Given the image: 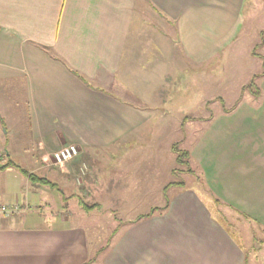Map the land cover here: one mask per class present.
<instances>
[{
  "label": "crops",
  "instance_id": "1",
  "mask_svg": "<svg viewBox=\"0 0 264 264\" xmlns=\"http://www.w3.org/2000/svg\"><path fill=\"white\" fill-rule=\"evenodd\" d=\"M246 1L0 0V88L24 92L37 143L29 173H51L43 159L70 143L86 156L111 152L144 129L153 111L127 97L141 101L144 92L153 101L146 89L168 85L165 73L177 49L189 62L205 64L238 30ZM254 77L244 86L256 89L246 98L254 108L232 112L236 121H264V95ZM257 123H242L231 143L216 145L213 192L201 182L203 196L199 188L196 193L183 187L161 211L128 220L127 230L116 232L97 255L82 223L92 211L46 221L37 200L46 186L17 169L0 171L10 191L0 194V207H20L0 218V264H264V245L255 252L253 239L246 249L240 231L216 209L224 204L264 233V122ZM7 133L0 128V155L7 152L1 144ZM59 176L77 187L71 175ZM91 182L85 185H97Z\"/></svg>",
  "mask_w": 264,
  "mask_h": 264
},
{
  "label": "rangeland",
  "instance_id": "2",
  "mask_svg": "<svg viewBox=\"0 0 264 264\" xmlns=\"http://www.w3.org/2000/svg\"><path fill=\"white\" fill-rule=\"evenodd\" d=\"M263 48L264 0H247L238 30L230 35L216 55L207 57L205 64H193L180 49L174 51L169 70L165 73L169 76L168 85L146 89V96L153 97V101H146L144 92L141 101L127 97L138 106L153 111L155 117L144 129L121 140L119 148L111 152L98 150L86 156L85 149L74 143L80 154L65 164V169H62L65 165L56 166L53 163V153L45 156L43 162L51 168V173L37 171L34 175L54 181L51 182L53 186L45 185L42 201L37 198L39 205L42 204L39 210L46 221L52 215L68 216L76 211L80 214L92 211L89 220L82 223L88 228L91 253L97 255V251L110 244L116 232L120 234L127 230L128 220L153 209L161 211L162 206L169 204L171 196L183 187L196 193L195 189L199 188L203 196L201 182L213 192L215 181L211 177V168L213 163L214 170L218 156L216 145L223 147L231 143L232 134H236L234 130L242 123L257 127V122H264L236 121L230 115L232 112L248 111V107L254 108L252 103L247 104L246 98L256 89L251 88L250 91L244 86L253 81L255 73L254 84L261 87V95H264L261 86L264 80ZM157 74L160 80L161 73ZM155 81L149 85L158 82ZM145 85L148 86V83ZM0 98V115L5 122L3 125L0 121V128L3 133L8 132L1 144L7 147L6 155L13 164L33 172L31 165L37 156V143L32 135L24 92L18 86L13 89L2 87ZM215 125L220 128L219 145L215 144ZM174 148L178 153L174 152ZM183 152L189 153V156L178 163L177 157ZM14 170L16 168L11 169ZM60 174L74 177L77 187L69 182V187L59 182ZM1 177L0 194L5 192L9 195L10 191L3 184L9 179ZM89 180H92L91 183L96 181L97 185H85ZM84 192L87 194L84 195ZM212 195L213 199L216 198ZM104 204L108 207L105 208ZM151 205L154 207L150 209ZM216 209L221 218L224 217L227 223L240 231L246 249H249L253 239L257 246L252 249L256 252L262 248L264 233L258 225L248 221L246 216L236 215L224 204L217 205ZM224 212L234 215L228 217ZM262 251L264 253V249Z\"/></svg>",
  "mask_w": 264,
  "mask_h": 264
},
{
  "label": "built area",
  "instance_id": "3",
  "mask_svg": "<svg viewBox=\"0 0 264 264\" xmlns=\"http://www.w3.org/2000/svg\"><path fill=\"white\" fill-rule=\"evenodd\" d=\"M79 150L75 144H68L55 151L51 159L53 163L57 166H64L65 164L73 161L79 155ZM19 211V207L17 205L12 207H0V218L9 217L13 213Z\"/></svg>",
  "mask_w": 264,
  "mask_h": 264
},
{
  "label": "trees",
  "instance_id": "4",
  "mask_svg": "<svg viewBox=\"0 0 264 264\" xmlns=\"http://www.w3.org/2000/svg\"><path fill=\"white\" fill-rule=\"evenodd\" d=\"M0 121H2V123H3V119L1 117H0ZM174 152L178 153L177 152V148H174ZM2 155H3L2 157L0 156V171H5V170H7L9 168H16L23 175L27 176L32 182H38V183H41V184H44V185H51V186H53V184L50 181H48V180H46L44 178H40V177H38V176H36L34 174H30L26 170L21 169L18 166H16L15 164H13L12 161L8 159L7 155H5V154H2ZM187 156H189V153H187V152L181 153L177 157V162L178 163H182L183 158H185ZM6 158L8 160H6Z\"/></svg>",
  "mask_w": 264,
  "mask_h": 264
}]
</instances>
